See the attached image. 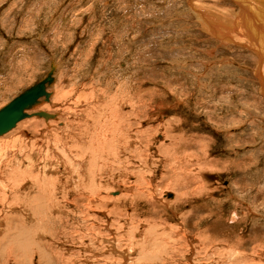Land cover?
I'll return each instance as SVG.
<instances>
[{"label":"rangeland","instance_id":"obj_1","mask_svg":"<svg viewBox=\"0 0 264 264\" xmlns=\"http://www.w3.org/2000/svg\"><path fill=\"white\" fill-rule=\"evenodd\" d=\"M262 11L246 28L236 0H0V109L53 65L52 99L30 114L59 116L0 136V264H264ZM200 13L220 15L211 31ZM118 116L125 145L94 165V121ZM51 181L68 227L53 241L34 216L53 213Z\"/></svg>","mask_w":264,"mask_h":264},{"label":"bare ground","instance_id":"obj_2","mask_svg":"<svg viewBox=\"0 0 264 264\" xmlns=\"http://www.w3.org/2000/svg\"><path fill=\"white\" fill-rule=\"evenodd\" d=\"M236 1H238V4H239V7H240V9H241V16L238 18L239 19V21H238V23L241 25H243V26H245L246 27V25H249V23L248 24H246V22H247V19H246V17H248V19L250 20L249 22H251V20H252V22L254 23V20L256 19V15H261L259 12L262 10V9H264V3H261L259 6L256 4V5H254V3L251 1V2H249L248 0H236ZM255 1V0H254ZM264 1V0H263ZM257 3V2H256ZM256 11H257V14H256ZM259 11V12H258ZM210 13V12H209ZM262 13H264L263 11H262ZM213 14V13H212ZM199 17H198V19L200 20V22L202 23V25L204 26V28H205V30H210L211 31V28H213V24L214 23H217V17L218 16H220V15H218L217 17L215 16V17H210V19L208 18L207 19V17H205V15L203 16V14L202 13H200L199 15H198ZM213 16V15H212ZM258 16V17H259ZM222 18V17H221ZM263 18H264V16H263ZM262 20V19H261ZM221 21V20H220ZM255 22H256V20H255ZM259 22V21H258ZM223 23V22H222ZM257 23V22H256ZM262 24H261V26L262 27H264V20H263V22H261ZM251 24V23H250ZM220 25V24H219ZM230 25V24H229ZM255 25V24H254ZM239 26V25H238ZM250 26V25H249ZM241 27V26H240ZM258 27V30L259 29H261L262 27H260V26H257ZM260 27V28H259ZM246 28H248V27H246ZM250 30V29H249ZM263 30H264V28H263ZM251 31V30H250ZM255 33V32H254ZM253 33V34H254ZM212 34V33H211ZM256 35H258V33L256 34ZM262 36V35H261ZM257 43V42H256ZM260 79H261V82L264 84V78L260 75ZM264 90V89H263ZM123 93V92H122ZM125 94V93H124ZM122 95V94H119L118 96H121L122 95V97H121V99H123V101L126 103V104H128L127 102H129L130 100L131 101H133L132 99H131V97H125V95ZM50 99H52V93H50ZM118 96H116V97H118ZM120 98V97H119ZM79 99V98H78ZM113 99V98H112ZM117 100L116 101H119V102H122V101H120V99L118 100V98H116ZM55 100V99H54ZM60 100V99H59ZM49 101H51V100H49ZM48 101V102H49ZM45 101H42V103H44ZM88 102V101H87ZM118 102V103H119ZM41 103V104H42ZM78 103V102H77ZM102 103V102H101ZM100 103V104H101ZM131 103V102H130ZM40 104V105H41ZM103 104H104V102H103ZM106 105L107 104H109V103H105ZM104 104V105H105ZM113 104V103H112ZM116 104V103H115ZM114 104V105H115ZM125 104V105H126ZM131 104H133V103H131ZM145 104V103H144ZM105 105V106H106ZM120 105V104H119ZM118 105V106H119ZM130 105V104H129ZM45 106V105H44ZM54 106V105H53ZM92 106V105H91ZM98 106H99V104H98ZM101 106V105H100ZM108 106V105H107ZM107 106L105 107V108H107ZM109 106H110V104H109ZM38 106H36L33 110H35L36 108H37ZM41 107V106H40ZM50 107V106H49ZM103 107V106H102ZM111 107V106H110ZM51 108V107H50ZM62 108V107H61ZM89 108H91V107H89ZM99 108V107H98ZM104 108V109H105ZM121 108V107H120ZM52 109V108H51ZM86 109H88V107L86 108ZM101 109V108H100ZM108 109V108H107ZM113 108L111 107V110H112ZM90 110V109H89ZM95 110V109H94ZM103 110V109H102ZM87 111V110H86ZM90 111H92L93 112V109H91ZM109 109H108V113H109ZM140 111V110H139ZM85 112V111H84ZM102 111H100V113H101ZM111 112V111H110ZM116 112H117V109H116ZM81 113V112H80ZM88 113V112H87ZM120 113H122V112H120ZM28 114L29 115H31L30 114V111H28ZM33 114H35V113H33ZM32 114V115H33ZM60 114V113H59ZM67 114V113H66ZM89 114V113H88ZM106 114V113H105ZM49 115H51V114H49ZM91 115H93V114H91ZM101 115V114H100ZM52 116H54V120H57L58 118H59V116L58 115H52ZM97 118L99 117V115H98V113H96V115H95ZM116 116V115H115ZM117 117V116H116ZM119 117V116H118ZM121 117V116H120ZM120 117H119V120H116V121H112V122H109V123H105L104 124V127L102 126V125H100V123H99V121H97L95 118V120H96V122L94 121V125H97L96 127H95V129L93 128V131L90 133V137L88 136V134L85 132V133H83V134H79L80 136L78 137L77 136V133L76 132H73V131H70L69 133H72V136H71V140L72 141H77V142H84L83 141V139H84V137L87 135L88 136V138H89V141H87L89 144H90V147H89V151H87L88 153H89V155H90V157L89 158H91L92 159V162H93V164L94 163H97V162H99V163H104V162H106L107 160L106 159H108V156L110 157V154L114 151V149L115 150H117L116 152V154L115 155H117L118 154V149L120 150V148L121 147H123V144H124V138H126V135H125V132L122 130V127L124 126V125H126L125 123V120H121L120 119ZM30 118V117H29ZM32 118V117H31ZM110 118V117H109ZM27 119V118H26ZM34 119V118H33ZM36 119V118H35ZM50 119H52V118H50ZM50 119H48V120H50ZM103 119V118H102ZM47 120V121H48ZM104 120V119H103ZM106 120V119H105ZM109 120V119H108ZM23 120H21L19 123H21ZM24 121H25V119H24ZM102 121V120H101ZM111 121V120H110ZM128 121V120H127ZM56 122V121H55ZM18 123V124H19ZM33 123H35L34 121H32V119L31 120H28V121H26L23 125H22V128H24L25 126H27V125H32ZM68 123V122H67ZM17 124V125H18ZM47 124H49V127H51V123H47ZM62 124V123H61ZM75 124V123H74ZM103 124V123H102ZM16 125V126H17ZM64 125V124H63ZM72 126H73V123H72ZM91 127V126H90ZM89 127V128H90ZM17 128V127H16ZM127 128V127H126ZM15 128H13V129H11L10 130V132L12 131V130H14ZM67 129V128H66ZM69 131V130H68ZM67 131V132H68ZM83 131V130H82ZM60 132V131H59ZM65 132V131H64ZM81 133V132H80ZM28 133H26V131H25V133H24V136L26 137V138H28V135H27ZM64 134V133H63ZM6 135V134H5ZM53 135V134H52ZM55 136V138H57V135L56 134H54ZM59 135V134H58ZM17 136V135H16ZM22 136V135H21ZM69 136V135H68ZM129 136V135H128ZM17 138V137H16ZM16 138H15V140H16ZM59 138V137H58ZM69 139H70V137H68ZM14 139V138H13ZM65 139V138H64ZM21 140V139H20ZM25 140V139H24ZM68 140V139H67ZM31 141V140H30ZM42 142V141H41ZM60 143L62 142V140L61 141H59ZM67 142V141H66ZM59 143V144H60ZM69 143V142H68ZM62 144H63V146H61V148L62 149H64L65 147H64V143L62 142ZM75 144H76V142H75ZM83 144V143H82ZM82 144H81V146H82ZM112 144V145H111ZM118 146H117V145ZM61 145V144H60ZM125 145V144H124ZM76 146V145H75ZM84 146V145H83ZM111 146V147H110ZM68 147V146H67ZM78 147V146H77ZM120 147V148H119ZM129 148V147H128ZM85 149V147L83 148V150ZM86 149V150H87ZM122 149V148H121ZM34 150H35V148H34ZM70 150H73V148H71L70 147ZM48 151V150H47ZM62 151H64V150H62ZM69 151V150H68ZM34 152V151H33ZM78 152H79V150H78ZM84 152V151H83ZM66 153H67V151H66ZM82 153V152H81ZM42 154V153H41ZM75 154V153H74ZM85 154H87L86 152H85ZM35 155H37V154H35ZM69 155V154H68ZM82 155H84V153H82ZM113 154H111V156H112ZM39 156V155H38ZM44 156V155H43ZM75 156V155H74ZM114 156V155H113ZM48 157V156H47ZM88 157V156H87ZM86 157V158H87ZM29 159V158H28ZM85 159V158H84ZM24 160V159H23ZM46 160H48V159H46ZM58 160V159H57ZM83 160V159H82ZM86 160V159H85ZM121 160V159H120ZM47 162V161H46ZM59 162H62L61 161V159H59ZM88 162V161H87ZM108 162V161H107ZM106 162V163H107ZM29 163V162H28ZM50 163V162H49ZM33 164V163H32ZM53 164V163H52ZM86 164V163H85ZM89 164V163H88ZM34 165H36V164H34ZM73 165V164H72ZM95 165V164H94ZM97 165V164H96ZM100 165V164H99ZM44 166V165H43ZM49 166V165H48ZM60 166H62V164H60ZM71 166V165H70ZM74 167H75V165H73ZM79 165H77V167H75L74 169H80L79 167H78ZM90 166V165H89ZM89 166H87V167H89ZM103 166H105L104 164H103ZM4 167V166H3ZM35 167V166H34ZM45 167V166H44ZM63 167V166H62ZM72 167V166H71ZM86 167V166H85ZM94 168L93 169H96L95 168V166H93ZM120 167V166H119ZM36 168V167H35ZM46 169H47V165H46V167H45ZM81 168H83V167H81ZM92 168V167H91ZM90 168V169H91ZM51 169H53L52 167H51ZM86 169V168H85ZM40 170V169H39ZM62 170V169H61ZM67 170H68V167H67ZM75 170V172L77 173L78 172V170L76 171ZM99 170H100V172H101V170H102V168L100 167L99 168ZM46 171V170H45ZM51 171V170H50ZM63 171V170H62ZM66 171V170H65ZM69 171V170H68ZM67 171V172H68ZM71 171H73V170H70V173H71ZM82 171V170H81ZM96 171V170H95ZM105 171V170H104ZM104 171H102V172H104ZM57 172V171H56ZM60 172V171H59ZM74 172V173H75ZM87 172V171H86ZM93 172V171H92ZM38 173V172H37ZM64 173V172H63ZM75 173V174H76ZM108 173V172H107ZM29 174V173H28ZM40 174V173H39ZM45 174V173H44ZM43 174V175H44ZM50 175H51V173H49ZM21 175V174H20ZM31 175V174H30ZM56 175V174H55ZM82 175V174H81ZM93 176H94V173L92 174ZM91 175V176H92ZM67 176V175H66ZM92 176V179H91V182H92V184L94 183V185H96L95 184V182L96 181H94L96 178V176H94L93 177ZM21 177H23V175L21 176ZM18 178V177H17ZM32 178H33V176H32ZM45 178V177H44ZM86 178V177H85ZM91 178V177H90ZM3 179V178H2ZM14 179V178H13ZM40 179V178H39ZM81 179V178H80ZM83 179V178H82ZM101 179V178H100ZM18 180H22V178L21 179H18ZM17 180V181H18ZM47 180V179H46ZM46 180H44V181H46ZM58 180V179H57ZM56 180V181H57ZM60 180V179H59ZM1 181V180H0ZM2 182V181H1ZM0 182V183H1ZM47 182V181H46ZM54 182V181H53ZM52 181H51V183H53ZM66 182V181H65ZM71 182V181H70ZM90 182V183H91ZM45 183V182H44ZM48 183H49V181H48ZM47 183V184H48ZM89 183V184H90ZM99 183H100V181H99ZM98 183V184H99ZM19 184V183H18ZM34 184V183H33ZM85 184V183H84ZM83 184V185H84ZM9 185V184H8ZM38 185V184H37ZM82 185V186H83ZM86 185V184H85ZM93 185V186H94ZM102 185V183L100 184V186H98L99 187V189L100 190H102L103 189V187L101 186ZM40 186V185H39ZM62 186L64 187V184H62V183H60V184H58V185H56V182H54L53 183V186H51V187H49V188H47V189H51V190H46L45 188V191H44V193L43 194H41L40 193V195H44L43 197H44V199H45V202H44V206H47V210L46 211H48L49 209L51 210V211H53V213L52 214H49V215H51L50 216V218L48 219V220H45L46 219V217H47V214H46V216H41V212L43 211L41 208H43L42 207V204H40V205H38V206H34V204L32 205V206H30V208L29 207H27L28 205H26V210H28L29 212H31L29 209H31L32 207H33V209L35 210V209H40V210H42L41 212H40V214H38L37 215V210L34 212L35 214H34V216L35 217H37V219L39 220V224L41 225V227L39 226V224L36 226V228H38L36 231L38 232V233H40V231L41 230H43V234L44 235H49L51 238H52V241H53V237H54V239H58L59 238V235H65V233H67V228L68 227H65V225H66V223L67 222H65V220H59V219H56V218H59V217H56V215H53V214H55L56 212H57V210L59 209V205H60V202H59V199H60V194H61V192H62ZM88 186V185H87ZM47 187V186H46ZM97 187V188H98ZM105 187V186H104ZM40 188H41V186H40ZM88 188V187H87ZM94 188H96V187H94ZM13 189V188H12ZM43 189V190H44ZM82 189H83V187H82ZM92 189V188H91ZM14 190V189H13ZM16 190V189H15ZM84 190H85V188H84ZM83 190V191H84ZM98 190V189H97ZM39 191H40V189H39ZM88 191H90L89 189H88ZM31 191H29V193H30ZM36 192V191H35ZM95 192V191H94ZM63 193V192H62ZM123 193V192H122ZM34 194V193H33ZM66 194V193H65ZM133 195V194H132ZM32 196V195H31ZM126 196V195H125ZM39 198H41V196H38ZM36 199V198H35ZM34 199V200H35ZM133 199L135 200L136 198H135V195H133ZM25 200V199H24ZM33 200V201H34ZM41 200V199H40ZM39 200V201H40ZM105 200V199H104ZM117 200V199H116ZM26 201V200H25ZM101 202H103V201H101ZM38 203V202H37ZM11 204V203H10ZM27 204H29V202L27 203ZM12 205V204H11ZM14 206V205H13ZM25 209V208H24ZM15 210V209H14ZM45 211V212H46ZM59 211V210H58ZM33 212V211H32ZM37 212V213H36ZM44 212V213H45ZM32 214V213H31ZM30 214V215H31ZM57 214V213H56ZM37 215V216H36ZM52 217V218H51ZM29 218V217H28ZM53 218H55V219H53ZM14 220V219H13ZM37 221V220H36ZM3 223V222H2ZM33 223V222H32ZM13 224V223H12ZM24 224V223H23ZM18 225V224H17ZM31 225V224H30ZM68 225V224H67ZM28 226V225H27ZM35 226V225H34ZM45 227V228H44ZM156 226H150V228L148 229V231H147V233H148V235H147V237H150L151 235H153L152 233H154V232H156V228H155ZM15 228V227H14ZM31 228V227H30ZM157 229H159V228H157ZM24 232V231H23ZM141 232V231H140ZM6 233V232H5ZM136 234V233H135ZM156 234H157V232H156ZM160 234V233H159ZM17 235V234H16ZM43 235V236H44ZM154 235H155V233H154ZM153 235V236H154ZM165 235V234H164ZM36 236V235H35ZM139 236V235H138ZM157 236V235H156ZM1 237V236H0ZM6 237H7V235H6ZM26 237V236H25ZM146 236H145V238H147ZM19 238V237H18ZM22 238V237H21ZM30 238V237H29ZM151 239L153 238V237H150ZM160 238V237H159ZM5 239V238H4ZM6 239H8V238H6ZM154 239V238H153ZM19 240V239H18ZM107 240V239H106ZM7 241V240H6ZM11 241H13L12 239H11ZM167 241V240H166ZM10 242V241H9ZM23 242V241H22ZM45 242V241H44ZM7 243V242H6ZM108 243H109V249H119V245L116 243V241L113 239V240H110V241H108ZM121 243V242H120ZM143 243V242H142ZM149 243V242H148ZM8 244V243H7ZM41 244V243H40ZM48 244V243H47ZM140 244V243H139ZM156 245V244H155ZM161 245V244H160ZM44 246V245H43ZM48 246H49V244H48ZM85 247H86V245H85ZM142 247V246H141ZM7 248V247H6ZM14 248V247H13ZM44 248V247H43ZM46 248V247H45ZM169 248V247H168ZM138 249H140V248H138ZM10 250H12V249H10ZM9 250V251H10ZM51 250V248L49 249V251ZM6 251V250H5ZM8 251V252H9ZM118 251V250H117ZM129 251V250H128ZM144 251V250H143ZM121 252V251H120ZM5 253V252H4ZM15 253V252H14ZM1 254V253H0ZM150 253L148 252V255H149ZM14 256V255H13ZM59 257H60V255H58ZM121 256H122V258H123V260H124V262L125 261H127L126 263L127 264H129L128 263V257L130 256V254L128 253V252H121ZM132 256V255H131ZM130 256V257H131ZM12 257V256H11ZM192 257V256H191ZM52 258V257H51ZM61 258V257H60ZM122 260V261H123ZM164 260V259H163ZM56 261V260H55ZM61 261V260H60ZM130 261V260H129ZM190 261H191V259H190ZM189 261V262H190ZM131 263V262H130ZM135 263V262H134ZM137 263V262H136ZM122 264V263H121ZM169 264V263H168ZM190 264H192V262L190 263Z\"/></svg>","mask_w":264,"mask_h":264},{"label":"water","instance_id":"obj_3","mask_svg":"<svg viewBox=\"0 0 264 264\" xmlns=\"http://www.w3.org/2000/svg\"><path fill=\"white\" fill-rule=\"evenodd\" d=\"M54 72L55 67L52 65L51 71L42 80L19 94L0 109V136L9 133L21 120L32 116L43 117L46 120L54 118V116L46 112L28 114V111L39 106L43 100L45 102L50 100L49 88L55 81Z\"/></svg>","mask_w":264,"mask_h":264}]
</instances>
